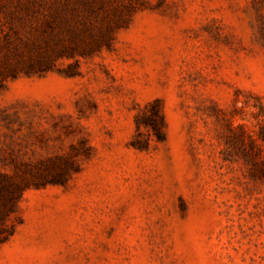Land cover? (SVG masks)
Returning <instances> with one entry per match:
<instances>
[{
  "label": "rangeland",
  "instance_id": "374dc122",
  "mask_svg": "<svg viewBox=\"0 0 264 264\" xmlns=\"http://www.w3.org/2000/svg\"><path fill=\"white\" fill-rule=\"evenodd\" d=\"M15 188L0 264H264V0H0Z\"/></svg>",
  "mask_w": 264,
  "mask_h": 264
},
{
  "label": "trees",
  "instance_id": "16d2710c",
  "mask_svg": "<svg viewBox=\"0 0 264 264\" xmlns=\"http://www.w3.org/2000/svg\"><path fill=\"white\" fill-rule=\"evenodd\" d=\"M52 18V17H50ZM61 22V20H59V18H53V19H45V24L48 26V27H51L53 26V24L55 22ZM52 28V27H51ZM158 116V114H157ZM18 188H15L14 190H11V189H6V190H3L1 193H0V203L1 204V208L2 209H6L7 211H10V209L12 208V206L14 205V193H17L16 191ZM5 191V192H4ZM1 231H2V227L0 226V234H1Z\"/></svg>",
  "mask_w": 264,
  "mask_h": 264
}]
</instances>
